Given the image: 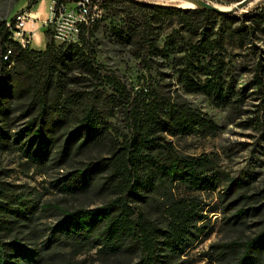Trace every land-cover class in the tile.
I'll return each mask as SVG.
<instances>
[{
  "label": "trees",
  "instance_id": "1",
  "mask_svg": "<svg viewBox=\"0 0 264 264\" xmlns=\"http://www.w3.org/2000/svg\"><path fill=\"white\" fill-rule=\"evenodd\" d=\"M36 1L29 0V10ZM53 1L58 6L80 0ZM116 1L122 0H91L90 14L95 13L96 6L110 10ZM142 3L148 11L140 15L119 8L128 19L122 27L113 28L117 38L124 40L137 37L141 59L146 61L147 53L157 48L156 43L147 35L152 22L177 21L180 27L197 38L188 44L184 67L178 70L179 80L187 93L202 94L219 108L234 106L241 100L242 96H238L236 90L235 76L229 72L228 55L233 54L234 49L249 48L254 63L251 84L261 94L262 103L258 107L264 111V4L240 13V10L220 12L202 7L182 8L153 2ZM11 20L14 22L15 17ZM100 21L95 18L90 25L82 22L80 41L71 44L57 45L51 38V29L46 28L44 33L49 38L43 51L31 46L23 48L12 38L7 19L0 20V145L8 146L9 142V133L5 128L9 100L15 93H20L26 77H30L25 76L22 67L36 71L41 60H50L55 66L64 68L70 61V64H75L102 83L101 65L91 41ZM167 44L183 50L178 29H174L168 36ZM196 71L201 74L199 79L195 76ZM115 90L118 96L115 100L126 116L128 133L123 135L122 141L113 142L109 156L101 157L94 163L89 162L76 171L71 184L63 183L59 186L69 195L86 191L92 185L94 171L102 169L107 174L99 188L109 190L113 196L106 204L96 208H60L64 217L59 224L51 227V237L63 236L73 242L93 243L106 255L136 250L138 259L129 264H165L168 262L165 258L182 254L191 244L201 229L198 223L202 215L193 199H173L165 210L169 223L166 227H160L149 211L142 208L141 203H145L148 196L155 195L168 184L173 188L184 183L192 190H205L214 185L215 178L211 175V159L206 155H179L165 135H215L219 126L188 100L165 97L157 91L149 95L140 90L133 95L120 83ZM78 96H70L61 106L62 103L57 101L48 104L46 97L39 94L32 95L28 110L35 106L39 110L20 130L15 140L16 144L23 136H34L30 150L25 151L30 160L38 164L45 163L58 141L54 135L55 127L60 126L61 119L64 120L72 106L78 104ZM84 109L85 115L80 120V126L69 132L62 144L59 151L61 159L67 156L74 143H78L79 150L95 139L96 133L102 132L105 137L112 127L104 121L96 105L90 104ZM55 112L59 119L53 120L52 126H49V119L53 118ZM252 121L263 129L264 136V126L259 116ZM244 184L232 181L226 194ZM12 196L0 184V264H35L40 255L37 251L28 249L17 237L11 241L4 240L7 216L14 211L24 213V210H16L11 204ZM250 197L244 195L242 199L246 201ZM261 207L263 220L259 233L246 239L238 237L230 242L212 245L216 251L214 260L228 264H264V203ZM247 211L245 208L239 209L230 218L231 223L240 222Z\"/></svg>",
  "mask_w": 264,
  "mask_h": 264
},
{
  "label": "rangeland",
  "instance_id": "2",
  "mask_svg": "<svg viewBox=\"0 0 264 264\" xmlns=\"http://www.w3.org/2000/svg\"><path fill=\"white\" fill-rule=\"evenodd\" d=\"M52 1L37 0L31 5V11L38 10L40 6V10L46 14L40 19L42 23L36 25L37 35L32 47L38 50L46 49L49 37L45 36L43 22L48 19L55 4ZM134 1L136 2L116 1L110 10H102L100 7L94 9L93 17L101 21L91 41L101 65L102 83L75 64H70V61L64 68L55 66L50 60H41L36 71H31L26 66L21 68L25 71V76L30 77H26L20 93H15L8 103L9 114L5 128L9 133V142L8 146L0 145V184L13 194L11 204L16 210H24V213L14 211L7 216L4 240L11 241L17 237L28 249L37 251L40 255L35 264H129L138 259L136 250L106 255L93 243L73 242L63 236L51 237V227L59 224L64 217L60 208H96L106 204L113 196L109 190L99 188L107 174L102 169L94 171L92 185L86 191L69 195L59 186L63 183L71 184L76 171L89 162L94 163L101 157L109 156L113 142L122 141L123 135L128 133L126 116L115 100V87L119 83L126 86L133 95L140 90L149 95L152 91H157L165 97L188 100L219 126L215 135H165L179 155H206L211 159V175L215 177L214 185L209 189L192 190L184 183L172 188L168 184L155 195L148 196L145 203H141L142 208L149 211L160 227H166L169 223L165 210L173 199H193L202 215V220L198 223L201 229L191 244L182 254L165 258L168 261L165 264H228L214 260L216 251L212 245L230 242L238 237H253L262 228L264 136L263 129L252 119L259 116L264 126V111L258 107L262 103L261 94L251 84L254 63L250 49H234L233 54L228 55L229 72H233L235 76L236 90L239 92L238 96H242L241 100L227 108L216 107L202 94L187 93L179 80L178 70L184 67L188 44L197 38L180 27L177 21L152 22L147 35L156 43L157 48L147 53L146 61L141 59L137 37L122 40L113 33L114 27H122L128 19L119 8L129 9L135 15H140L148 11L142 2L194 8L202 5L200 0ZM206 1L227 9L241 0ZM263 4L264 0H252L240 13ZM28 5L29 0H0V20H10L18 13L29 10ZM34 17L38 16L34 14ZM174 29L179 30V42L184 46L183 50L167 44L168 36ZM51 38L53 39L52 35ZM55 43L62 44L60 41ZM195 76L199 79L200 72L196 71ZM33 94L46 97L48 104H55L57 101L62 103L61 106L70 96L79 95L78 104L72 106L68 116L61 119L60 126L55 127L54 135L58 141L44 164L33 162L25 154L31 148L33 135L23 136L15 144L20 130L39 110L36 108L38 106L28 110ZM90 104L96 105L104 121L112 127L105 137L102 132L96 133L95 139L79 150L78 143H74L67 156L61 159L59 151L62 144L69 132L80 126V120L85 115L84 107ZM56 119H59L57 112L49 119V126ZM232 181L246 184L241 188L237 186L234 191L226 194ZM244 195L251 197L245 201L242 199ZM242 208L248 209L247 213L240 222L232 224L230 218Z\"/></svg>",
  "mask_w": 264,
  "mask_h": 264
},
{
  "label": "built area",
  "instance_id": "3",
  "mask_svg": "<svg viewBox=\"0 0 264 264\" xmlns=\"http://www.w3.org/2000/svg\"><path fill=\"white\" fill-rule=\"evenodd\" d=\"M90 3L91 0H80L74 3H62L58 6L55 3L52 6L50 15L43 24H45V28L51 29V35L55 41H60L62 44L80 41V24L85 22L88 25L95 19L94 13L90 14ZM38 20V17H34L31 10L18 13L14 22L11 19L7 20L12 38L23 48L33 46V40L38 29L36 26ZM9 52L11 53V50Z\"/></svg>",
  "mask_w": 264,
  "mask_h": 264
},
{
  "label": "water",
  "instance_id": "4",
  "mask_svg": "<svg viewBox=\"0 0 264 264\" xmlns=\"http://www.w3.org/2000/svg\"><path fill=\"white\" fill-rule=\"evenodd\" d=\"M251 1L252 0H241L237 4H235L232 7L226 9V8H223V7H219L216 4H213V3L209 2V1L200 0L202 5L201 6H197V7L207 8V9H211V10H214V11H220V12H234V11H237V10L245 9L249 5V3Z\"/></svg>",
  "mask_w": 264,
  "mask_h": 264
},
{
  "label": "crops",
  "instance_id": "5",
  "mask_svg": "<svg viewBox=\"0 0 264 264\" xmlns=\"http://www.w3.org/2000/svg\"><path fill=\"white\" fill-rule=\"evenodd\" d=\"M52 2H54V1H52ZM39 5H40V4H39ZM32 12L38 16V19H39V20L37 21V23L41 22L40 19H42V18H44V17L46 16V14H44V13L40 10V6H39V9H38V10L32 9ZM41 23H42V22H41ZM36 35H37V34H36Z\"/></svg>",
  "mask_w": 264,
  "mask_h": 264
}]
</instances>
